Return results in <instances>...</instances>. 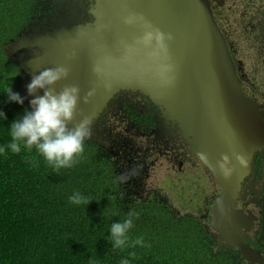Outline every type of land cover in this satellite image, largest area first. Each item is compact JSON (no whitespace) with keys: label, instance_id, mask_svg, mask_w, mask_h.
I'll use <instances>...</instances> for the list:
<instances>
[{"label":"water","instance_id":"obj_1","mask_svg":"<svg viewBox=\"0 0 264 264\" xmlns=\"http://www.w3.org/2000/svg\"><path fill=\"white\" fill-rule=\"evenodd\" d=\"M89 2L91 22L26 35L10 45L9 55L28 71L18 85L23 102L42 95L41 89L27 94L31 77L57 65L67 68V76L50 87L56 92L68 85L79 89L69 127L82 117L91 125L120 90L147 95L160 115L181 130L191 153L216 183L219 196L209 214L216 238L236 246L248 263L264 264L258 251L242 245L237 232L229 231V237L225 233L240 220L233 199L251 155L264 152V104L240 91L238 68L212 13V4L222 6L224 0ZM154 30L164 34L162 48L154 40L142 42L144 33ZM223 157L230 169L227 176L218 166Z\"/></svg>","mask_w":264,"mask_h":264},{"label":"trees","instance_id":"obj_2","mask_svg":"<svg viewBox=\"0 0 264 264\" xmlns=\"http://www.w3.org/2000/svg\"><path fill=\"white\" fill-rule=\"evenodd\" d=\"M35 1L0 0V111L5 117L0 120V144L10 139L9 123L28 108L24 103L6 101L2 94L8 85L17 92V78L27 73L17 59L7 55L3 46L36 12ZM220 15L216 13L215 20L221 30ZM240 27L238 37L252 43L256 53L264 55V16H251ZM222 33L230 42L231 54L238 58L242 48L237 47L233 34L229 35L225 29ZM16 71L18 76L13 77ZM244 79H248L247 75ZM246 80L242 82L246 84ZM257 91L260 89L252 93ZM128 93L131 92L119 96ZM129 98L130 102L120 106L130 109L119 114L122 123L125 119L129 121L126 127L132 128L134 137L120 142V136H108L90 127L83 151L70 168H60L54 173L34 148L26 152L22 147L19 153L5 149L0 156V264H88L90 258L96 264H119L121 258L129 259L130 264H244L233 251L214 245L211 229L193 213L179 216L156 195L132 193L142 177L140 172H144L134 164L135 139L156 130L158 125L149 108L135 106L138 97ZM116 111V105L112 104L107 117L111 118ZM107 147L117 150L121 167L127 170L124 185L117 179L118 166ZM191 169L185 173L188 178ZM73 191L91 201L86 205L71 204L68 196ZM192 202L199 206L202 199L199 203ZM130 211L136 213L132 219L139 222L142 230H128L125 246L112 248L110 241L104 239L108 227L111 222L123 221ZM147 228L152 232L145 236L141 232ZM138 236L143 243L132 244ZM129 252L134 255L129 257Z\"/></svg>","mask_w":264,"mask_h":264},{"label":"clouds","instance_id":"obj_3","mask_svg":"<svg viewBox=\"0 0 264 264\" xmlns=\"http://www.w3.org/2000/svg\"><path fill=\"white\" fill-rule=\"evenodd\" d=\"M38 1L39 0H36L34 2L36 4V12L28 16V20H31V18H38L46 14L47 6L40 11V4H37ZM61 4V1H59L55 7V16L58 14L56 10H58L60 14ZM24 36H26V34ZM164 38V34L158 30L148 31L144 33L142 42L148 44L150 41L154 40L156 46L162 48ZM168 38L170 39L171 36ZM7 55H9V53H7ZM18 64L28 73L25 65L20 63L19 60ZM27 73L25 76L17 78L18 81L15 84L17 92L12 91L10 85L6 86L2 92V94L6 96V101L15 102L16 104L24 103L28 106V108L23 111L21 116L14 117L9 123L7 129L10 139L4 144H0V156L4 155L5 149H8L12 153H19L22 147L26 152H30L34 148L36 154L44 159L46 164L54 173L60 168H70L75 162V158L83 151V142L90 135V127L97 128L99 133H106L108 136H120V142L125 141V137L130 138L133 136L132 128L126 127L129 121L125 119V123H122L119 114L121 111L125 112L126 109H130L122 108L120 106L123 102H130L129 96L138 97L134 100L135 106L149 108L150 112L155 116V121L158 125V118L160 117L159 109L147 95H144L136 90H125L124 92L129 91L131 93H128L123 97L118 95V101L115 103L116 95L122 91L120 90L107 102L106 111L95 119L91 125L90 121L86 117H82L78 123L69 127L68 122L72 119L79 89L75 85H68L61 88L59 92H56L50 87L57 80L63 79L67 76V68L62 65H57L52 68H45L39 71L36 75H33L25 86L26 92L31 95L36 89H41L42 95L33 96L28 101V104L23 102V97H21L18 93V85L20 81L28 77ZM88 95H91V91L86 93L85 96H82L81 99L86 100ZM112 104L116 105L117 111L111 118H108L107 115ZM4 118L3 111H0V120H3ZM99 119H101V121H98ZM116 129L119 130L116 131ZM156 130L142 133L136 137L135 145H138L137 142L139 141L140 145H144L146 147L145 149L148 151L156 149L153 147L156 145V142L153 140ZM150 142L151 145L148 146ZM107 148L110 154L111 151H117L114 147ZM132 151H134L135 156H137L138 148L135 150L132 149ZM240 162L243 163L242 160H240ZM226 163L227 157H223L222 162H219L218 164L220 170L225 176H227L230 172V169L225 167ZM117 179L122 183L126 181L128 177L120 174ZM215 184L212 185V188H214ZM205 198H207V195ZM202 200H204V198H202ZM68 201L74 205H86L91 200L85 195H82L80 192L73 191L72 194L68 196ZM135 215V212L130 211L126 214L127 218L123 219V221H114L110 223L108 227V236L104 237V239L106 241H110L112 248L125 246L126 241L128 240L126 233L128 229L132 227V217ZM211 229L213 231L212 234H214V229ZM215 236L216 235H213V238H215ZM131 243L141 245L143 243V239L138 236ZM133 255L134 254L131 252L128 253L129 257H132ZM238 257L242 263H248L242 259L241 255ZM88 264H96V262L90 258ZM119 264H130V261L127 258H121Z\"/></svg>","mask_w":264,"mask_h":264},{"label":"flooded vegetation","instance_id":"obj_4","mask_svg":"<svg viewBox=\"0 0 264 264\" xmlns=\"http://www.w3.org/2000/svg\"><path fill=\"white\" fill-rule=\"evenodd\" d=\"M61 1V11L56 16L54 14L55 7ZM229 0H224L222 6H215L212 4V13L215 18L216 13H221L219 19L222 21L223 14H229L232 21L237 22L236 17L237 13L232 12L231 5L228 4ZM37 4H40L39 10L41 11L44 7L47 6L46 14L42 15L38 18H31L33 24L29 25L24 30L18 31L17 35L12 38H9L3 46L5 52L9 53V47L16 40L23 38L26 34L30 35H38L45 31H53L56 29H60L62 26L66 28H71L76 24H85L92 21V17L89 14L90 2L89 0H39ZM248 8H250L249 4H246ZM245 10V9H244ZM251 16H264V12L259 11H250ZM245 16L246 19L243 20L244 23L248 20L247 10L240 13V16ZM239 16V17H240ZM250 16V17H251ZM56 17V18H55ZM216 21V20H215ZM36 23L38 25H36ZM243 23V24H244ZM243 24H240L243 25ZM241 28V27H239ZM220 29V28H219ZM223 24L221 30L223 31ZM220 30V31H221ZM221 31V32H222ZM223 34V33H222ZM224 36V35H223ZM225 38V37H224ZM235 41V40H234ZM227 42V41H226ZM246 48H250L256 55H258L259 59H263L264 55L256 53L255 49L252 47L253 44L249 43L245 40ZM229 45V55L232 61L234 62L236 68V74L240 80V91L242 95L245 97L254 100L257 104H264V93L260 95V92L257 91L252 93V91L256 90L257 87L253 82L254 75L256 74V70L254 71L253 78H250L248 73H245V65L242 59L241 53H239L238 58L234 57L231 54L230 42H227ZM232 46V45H231ZM238 48H242L237 44ZM264 60V59H263ZM248 77V79H244V76ZM246 80L245 84L242 82ZM243 84V85H242ZM251 85L250 90L248 91V86ZM125 90L120 91L119 94L115 97V103L118 101V95L122 94ZM153 140L156 142V145L153 146L155 148L168 150L166 154H171L173 157L171 158L173 161L177 162L179 165L186 164L187 168L185 173L193 167L197 166L199 170L203 171L206 176L210 178L211 174L206 170L205 167L202 166L201 160L195 154L191 153L190 147L187 144L185 137L182 135L181 130L175 125L172 124L171 121L165 119L160 115L158 118V127L155 132V137ZM180 152V154H179ZM180 156V158H179ZM264 152L262 149H258L254 151L249 160V171L243 177L240 182V188L237 192L236 197L233 199V210H236L237 216L240 218L239 222L231 223L228 226L225 233L227 236H230V232L232 231L234 234L237 232V238H239L242 245L247 246L255 251H258L260 255L264 259ZM192 162V165H191ZM190 164V165H189ZM195 172V171H194ZM212 177V176H211ZM214 182L212 177L211 179ZM215 184V183H214ZM219 196L218 188L216 184L214 188L207 194H204L201 204L198 206L196 204L193 205V208L199 212L196 217L199 221L203 222L206 228L211 229V220L209 218L210 210L213 206L215 199ZM207 222V223H205ZM213 231L211 229L210 235L213 238ZM213 244L228 250H231L235 253V255L240 256V253L236 246H234L230 242H222L215 238L212 239ZM246 262V261H245ZM247 263V262H246ZM248 264V263H247Z\"/></svg>","mask_w":264,"mask_h":264},{"label":"rangeland","instance_id":"obj_5","mask_svg":"<svg viewBox=\"0 0 264 264\" xmlns=\"http://www.w3.org/2000/svg\"><path fill=\"white\" fill-rule=\"evenodd\" d=\"M228 4L231 5L232 12L237 13L235 17L237 22L232 21L229 14H223V28L229 35L233 34V39L239 46H242L240 53L247 70L246 73L250 72V78H253L254 71H257L254 75L253 82L262 91L260 92L261 95L264 93V60L259 59L258 55L250 48H246L245 39L239 38L238 34L241 33V29L239 28L240 22L246 19L245 16L241 17L240 13L247 10L249 19L251 16L250 11L264 12V0H229ZM246 4H249L250 8ZM31 24H33L32 21L28 20L21 30H24ZM36 25L38 24L36 23ZM15 76L17 77L18 75L16 74ZM250 88L251 85L248 86V91H251ZM128 139L129 137H125L124 140L127 141ZM137 143L139 146H133V150L138 148L137 156L134 158V164L137 169L143 168L144 172H140L142 177L138 179L137 186L132 193L137 194L140 191L148 192V195H156L161 198L170 211L179 216L184 213H193V216H197L199 212L192 207L194 205L192 201L197 200L199 203V200L201 201L204 194L207 195L210 193L214 182L209 180V177L206 178L204 172L199 170L197 166L193 167L192 162L191 167L193 169H191L188 178L185 174L187 163L179 165L171 159L173 157L171 154H166L169 151L165 149L159 150L158 148L148 151L144 145H140L139 141ZM111 157L118 166L119 175H125L127 170L121 167V160L118 158L117 151H111ZM124 183L125 181L121 184L124 185ZM193 196H195V199H191ZM128 230L139 232L142 228L139 226L137 220L132 219V227ZM151 232L152 230L147 228L141 233L146 236L151 234Z\"/></svg>","mask_w":264,"mask_h":264}]
</instances>
